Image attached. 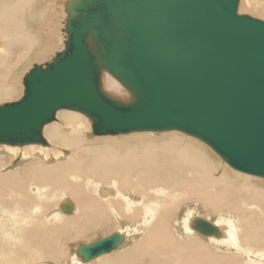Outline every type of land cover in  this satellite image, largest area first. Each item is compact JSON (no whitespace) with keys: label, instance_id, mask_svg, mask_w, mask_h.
Masks as SVG:
<instances>
[{"label":"bare ground","instance_id":"obj_1","mask_svg":"<svg viewBox=\"0 0 264 264\" xmlns=\"http://www.w3.org/2000/svg\"><path fill=\"white\" fill-rule=\"evenodd\" d=\"M70 2L0 0L1 98L13 92L7 79L17 61H7L9 51L15 50L18 62L31 55L39 59L47 52L41 46L58 41L60 31L64 40L53 57L65 49ZM240 5L241 0L239 14ZM102 85L112 95L129 97L107 73ZM89 129L87 116L62 110L44 127L46 146L0 145L13 156L0 153V264H89L77 255L80 247L63 263L67 246L86 230L96 238L91 228L107 233L119 220L128 230L141 227L133 232L137 236L145 233L137 242L131 235L135 244L117 259L108 256L97 264H144L145 257L163 264H264V178L229 169L216 153L227 168L221 161L217 167L202 141L178 131L161 132L171 133L170 138L154 143L135 133L93 141ZM19 155L23 162L16 165ZM169 200L172 204H165ZM65 201L73 206L69 214L63 212ZM199 214L220 236L192 228L190 217L200 219Z\"/></svg>","mask_w":264,"mask_h":264},{"label":"water","instance_id":"obj_2","mask_svg":"<svg viewBox=\"0 0 264 264\" xmlns=\"http://www.w3.org/2000/svg\"><path fill=\"white\" fill-rule=\"evenodd\" d=\"M239 2L71 0L65 49L25 75L19 101L0 105V145L46 146L44 127L68 110L87 116L95 136L187 134L264 178V21L239 14ZM105 73L129 97L106 92ZM192 228L221 234L201 219ZM123 242L115 234L77 255L88 263Z\"/></svg>","mask_w":264,"mask_h":264},{"label":"rangeland","instance_id":"obj_3","mask_svg":"<svg viewBox=\"0 0 264 264\" xmlns=\"http://www.w3.org/2000/svg\"><path fill=\"white\" fill-rule=\"evenodd\" d=\"M241 11H240V8H239V11H240V14H245V15H250V16H252L253 18H256V19H262V20H264V0H241ZM60 19H61V21H62V19L63 18H61L60 17ZM63 28V23H61L60 24V29H62ZM58 29H59V23H58ZM63 36V34H62V31H60V38L58 39V41H52L51 42V44H49V45H47V44H44V45H42L41 46V48L42 49H46V53L42 56V57H40L39 59H36V58H34L32 55L31 56H27V57H24L23 59H21V61L20 62H18V54L15 52V50H12V51H9V54H10V57H9V59H7V61L9 62L10 61V59L12 60V62L14 63V62H16L17 61V66L16 67H14L13 69H12V72H11V76L7 79V81H8V83H7V85H9V86H11V87H13L12 88V90H13V92H12V96H11V98H7V99H3V98H1L0 97V105H3V104H6V103H11V102H16V101H19L22 97H23V94H24V86H23V78H24V76L33 68V66L34 65H37V64H45V63H47L48 61H51L54 57H53V55L56 53V52H58L59 50H61V47H62V42H63V40H64V38L62 37ZM52 48V49H51ZM51 49V50H50ZM39 53H43L42 51H40ZM89 119V118H88ZM90 120V119H89ZM86 131H87V128H86ZM176 133H178V132H176ZM171 133H148V132H146V133H135V134H133V135H142V136H147V137H152L153 138V140H154V143H160V140H165V138H170V137H168V136H171L170 135ZM179 134H181V133H179ZM185 135V134H184ZM126 136H130V135H126ZM187 138L189 137V136H187V135H185ZM88 137L91 139V140H93V141H96V140H104V139H106L107 137H97V136H94L93 135V133H92V131L89 129V131H88ZM122 137H125V136H122ZM185 137V138H186ZM189 138H192V137H189ZM193 139H195L194 137H193ZM93 141H91V142H93ZM149 141H151L152 142V140H150L149 139ZM196 141H197V139H196ZM184 141H180V143L179 144H181V143H183ZM197 142H199V141H197ZM201 142V141H200ZM203 144V143H202ZM205 144V143H204ZM205 146L208 148V150H209V152H211L213 155H214V163H215V165L218 167V166H221L220 165V161L223 163L222 164V168H229V169H231L232 170V168H230L228 165H226L222 160H221V158L209 147V146H207L206 144H205ZM3 148V147H2ZM2 148H0V151H3V149ZM63 151V150H62ZM66 151V150H65ZM64 151V152H65ZM21 152H23V151H20L19 150V153H21ZM0 153H2V155H4V157L6 156V158H13V156H11V155H9L8 154V152H5V150L3 151V152H0ZM11 153V152H10ZM12 154H14V153H12ZM204 154L207 156V157H209L205 152H204ZM15 156H17L16 154H15ZM16 165H19L20 163H22L23 162V159H22V157L19 155V157H17L16 158ZM56 162V161H55ZM52 164H54V162H52ZM227 166H225V165ZM228 169V170H229ZM96 184V183H95ZM97 185V184H96ZM96 185H94V184H89V186H91V187H95ZM263 187H264V185H263ZM57 197V196H56ZM54 198V200L57 202L59 199H61L60 198V196H58L57 198ZM173 199H174V202L176 201V200H178V198L176 197V200H175V197H173ZM185 201H189V198H187V199H185ZM173 202V203H174ZM189 202H192L191 200L189 201ZM165 204H172L171 203V201L169 200L168 201V203L166 202ZM177 210V209H176ZM175 210V211H176ZM198 215V214H197ZM142 217V216H141ZM202 217H204V215H202V214H199V218L200 219H202ZM141 220V219H140ZM140 220H138L139 222H141ZM190 220L191 221H195L196 220V216H191L190 217ZM214 221L213 222H217L218 220H217V218H214L213 219ZM120 221V223H118V224H116V225H114L113 227H112V229H108V231H107V233H104V232H102V231H99L100 229L99 228H91V232H93V233H97V237L96 238H91L90 239V237H88L89 236V234H86V232L88 231V230H86V231H84V233L85 234H83V235H81V236H79L77 239H75L74 241H75V244L73 243V244H70V245H66L67 247H71L69 250H67V251H69L68 253L69 254H67L66 255V257H65V259L63 260V263L65 262V261H67L66 259H70L71 257H72V254H73V252H74V250L77 248V247H81L82 245H90V244H93V243H95V242H97V241H100V240H102V239H105V238H107V237H109V236H112V235H115V234H123V232H125V231H128V234H123L124 235V237H125V239H124V242L118 247V248H116V249H114L112 252H110L109 254H104V255H102V256H100V257H98V258H96V259H94V260H91L90 262H89V264H97V263H99V262H101L102 263V260L104 259V258H106V257H108V256H111V257H116L119 253H121L122 251H124L125 249H127V248H131L135 243H131L132 241H131V238H132V236L131 235H134V237H135V239L133 240V241H139L140 239H141V236L142 235H144L143 233H145V232H143L142 234H140V235H136V233L134 234L133 232L135 231V229H140L141 227H138V225L137 226H133V227H131V228H129V230L132 232H130L128 229H126V228H123V223H121V220H119ZM137 222V221H136ZM172 222H175V223H178V221L177 220H174V221H172ZM222 223H220L219 225H221ZM223 225V224H222ZM143 226V225H142ZM180 226H182V224H180ZM224 226V228H226V224H224L223 225ZM222 226V227H223ZM125 230V231H124ZM99 231V232H98ZM130 232V233H129ZM103 233V234H102ZM92 235V234H91ZM90 235V236H91ZM210 246V245H209ZM127 247V248H126ZM254 249H256V248H254ZM257 250V249H256ZM73 251V252H72ZM71 252H72V254H71ZM223 252H225V251H222V253ZM257 252V251H256ZM235 254V253H234ZM240 254H242V255H244L243 253H241L240 252ZM221 255H224V253L223 254H221ZM220 255V256H221ZM117 257H119V256H117ZM117 257H116V259H117ZM244 258H246V257H243L242 259H244ZM246 262L248 261V259L246 258V259H244ZM143 261H145L144 262V264H163L162 262H158V261H156V260H154V259H151V258H149V257H145L144 258V260ZM142 261V262H143ZM65 264V263H64ZM66 264H68V263H66ZM81 264V263H80ZM136 264H140V263H136Z\"/></svg>","mask_w":264,"mask_h":264}]
</instances>
